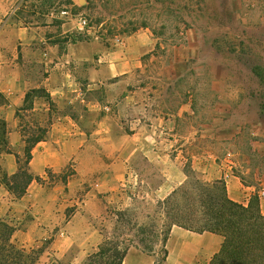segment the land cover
Listing matches in <instances>:
<instances>
[{
	"label": "crops",
	"instance_id": "0c3cea01",
	"mask_svg": "<svg viewBox=\"0 0 264 264\" xmlns=\"http://www.w3.org/2000/svg\"><path fill=\"white\" fill-rule=\"evenodd\" d=\"M256 1L239 0L246 10L244 17L236 19L246 34L240 40L239 51L246 56L254 51L251 46L255 42V28L264 31V16L254 18L248 12L254 9ZM258 4L264 10V0ZM40 6L41 0H0V94L7 100L1 110L7 123L8 148L22 156V130L15 113L29 90L44 88L54 103L52 124L46 140L33 148L29 170L46 184L49 174L57 175L67 167L74 168L75 174L66 183H53L43 197L41 189L34 186L38 181H33L19 200H14L0 182V219L13 222L12 218L35 211L43 204L55 209L57 196L64 195L73 201L89 181L94 188L105 186L113 190L129 180L130 171L138 173L140 162L150 168L161 164L168 173L163 185L173 186L181 182L171 179L169 173L184 175L185 163L190 160L191 169L205 182L223 181L227 175L223 182L229 199L243 206L248 204L256 189L253 183L264 184V176L259 177L257 172L253 173L254 182L251 179L247 183L242 178L253 168L249 163L240 164L246 162L248 154L240 147V140L249 127L252 136L259 134L253 129L255 107L249 94L242 95L235 84L217 76L209 63L202 79L184 80L192 70H200L191 64L196 47L185 43L182 51L156 56V41L146 30L124 36L120 44L110 47L96 42L86 52L84 42L79 40L65 41L63 47L51 44L49 52L41 55L32 41L41 43L40 22L50 14L40 13ZM20 7L29 10L30 16L16 15L14 10ZM16 23L22 24L26 32V43L22 45L24 63L39 61L47 73L39 84L29 73L32 69L13 59L14 35L8 32ZM75 28L78 30V24L60 26L62 34ZM82 84L85 88H81ZM80 104L86 108L85 114L74 115ZM36 109L50 112L49 105L42 100L34 101L33 111ZM14 154H0L7 175L16 172ZM85 197L87 204L94 206L93 216L106 211L94 190ZM167 244L175 246L176 255L184 260L198 253L210 259L218 252L221 238L174 226ZM130 254L123 264H127Z\"/></svg>",
	"mask_w": 264,
	"mask_h": 264
},
{
	"label": "rangeland",
	"instance_id": "374dc122",
	"mask_svg": "<svg viewBox=\"0 0 264 264\" xmlns=\"http://www.w3.org/2000/svg\"><path fill=\"white\" fill-rule=\"evenodd\" d=\"M260 1L254 2V9L248 11L254 18L264 16V10L259 4L257 6ZM28 11L21 7L14 10L22 18L30 16ZM39 12L50 14L40 22V35L36 34L41 37V43L32 41L41 55L49 52V45L59 44L63 47L62 44L68 40L84 42V52L90 51L96 42L110 47L116 44L115 40L142 30L148 31L156 41V56L182 51L185 43L195 46L191 64L200 70H192L184 80L202 79L205 66L209 63L217 76L235 84L242 95L249 94L255 107L253 129L259 134L252 136L249 127L246 136L240 140V147L248 150L246 162L240 164L249 163L253 168L242 178L249 183L251 179L254 182L253 173L257 172L259 177L264 176V31L255 28L252 34L255 42L251 46L254 51L248 56L239 51L242 48L240 40L246 35L243 27L236 23L237 18L246 14L239 0H81V3L79 0H41ZM82 20L87 22L84 31L75 28L62 34V23H74L77 27ZM10 30L8 33L14 35L13 59L20 66L24 64L32 69L29 73L33 75L34 82L39 84L47 73L39 61L24 63V26L16 23ZM3 45L6 49L5 39ZM82 87L85 88V85L82 84ZM85 111L86 108L80 104L73 113L85 114ZM32 113L25 115H29L28 118L32 115L31 118L40 120L41 125L45 126L46 114L39 109ZM3 163L0 158V182L2 174L6 173ZM190 166V160L186 161L184 175L175 171L169 173L171 179L181 182L180 185L164 186L168 173L162 165L156 164L150 168L145 162L139 163L138 173L130 171L129 180L113 190L105 186L94 188L90 181L86 182L73 201L59 195L53 203L55 209H48L43 204L35 211L12 218L18 229L14 239L26 249L42 251L37 264H82L106 237L132 244L127 264H157L163 259L160 241L164 231L159 203L174 191L188 187L194 179L202 180ZM73 174L74 168L67 167L57 175L49 174L47 184L40 178L34 186L41 189L43 197L48 194L53 183L60 184L64 177ZM253 185L256 189L252 197L257 199L264 213V199L259 200L258 196L259 192H264V184L260 186L254 182ZM92 190L97 199H102L106 205V211L98 216L92 215L94 206L88 205L85 197ZM140 226L147 229L143 235L137 232ZM142 239L147 246L154 247L153 257L147 256L139 247ZM166 246L169 257L165 264H208L211 259L198 253L184 260L176 255L175 246Z\"/></svg>",
	"mask_w": 264,
	"mask_h": 264
},
{
	"label": "trees",
	"instance_id": "16d2710c",
	"mask_svg": "<svg viewBox=\"0 0 264 264\" xmlns=\"http://www.w3.org/2000/svg\"><path fill=\"white\" fill-rule=\"evenodd\" d=\"M42 100L50 107L46 114L45 126L36 118H28L25 113L33 114L34 101ZM7 100L0 94V154H14L8 148L7 123L2 108ZM54 103L44 88L29 90L23 104L16 110L20 122L23 142L22 156L14 154L17 164L12 175L2 174L1 184L14 200L21 199L33 181H39L29 170L33 148L46 140L52 124L51 110ZM24 114V115H21ZM27 118V120H26ZM70 176L63 178L66 183ZM164 219L162 227L163 259L157 264H165L167 258L166 242L172 227L202 234L210 233L221 238V245L208 264H264V214L255 197L246 206L229 199L223 181L205 182L194 179L188 187L174 191L159 203ZM160 219V218H159ZM17 226L10 220L0 219V264H37L41 250L26 249L19 245L14 235ZM147 229L140 226L137 232L145 234ZM132 244L117 239L103 238L97 250L88 255L82 264H123ZM139 247L143 253L153 257L154 247L147 246L143 239Z\"/></svg>",
	"mask_w": 264,
	"mask_h": 264
},
{
	"label": "built area",
	"instance_id": "2783aa9c",
	"mask_svg": "<svg viewBox=\"0 0 264 264\" xmlns=\"http://www.w3.org/2000/svg\"><path fill=\"white\" fill-rule=\"evenodd\" d=\"M62 14H65V13H62ZM87 27V22H86V20H82V21H80L79 23H78V30L79 31H84V29ZM115 42H116V44H120V39H117V40H115ZM227 176V175H226ZM226 176H224V179L226 178ZM224 179H223V181H224ZM259 200H262V199H264V192L262 191V192H259Z\"/></svg>",
	"mask_w": 264,
	"mask_h": 264
}]
</instances>
